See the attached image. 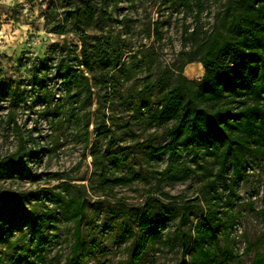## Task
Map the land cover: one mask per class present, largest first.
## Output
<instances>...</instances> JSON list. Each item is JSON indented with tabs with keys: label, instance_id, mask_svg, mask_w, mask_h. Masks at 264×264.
Instances as JSON below:
<instances>
[{
	"label": "rangeland",
	"instance_id": "rangeland-1",
	"mask_svg": "<svg viewBox=\"0 0 264 264\" xmlns=\"http://www.w3.org/2000/svg\"><path fill=\"white\" fill-rule=\"evenodd\" d=\"M55 1L0 0V85L24 96L25 101L22 97L12 107L19 123L33 129L42 150L41 160L23 162V179H0V194L39 192L38 199L26 201L28 206L37 204L45 217L37 235L23 225L1 244L0 264H192L202 244L195 227L209 211L215 229L204 248L210 258L223 262L231 255L235 258L222 264H250L256 252H264L263 160L249 156L234 184L230 165L213 184L216 171L210 173L213 162L204 154L196 160L189 149H182L172 160L167 154L151 156L148 144L164 142L167 135L163 127L147 130L140 121L159 106L158 85L164 75H175L183 65L188 79L203 78L198 45L220 26L226 0H203L199 17L181 0H119L117 6L92 0L96 20L63 35L49 32L46 25L45 15L54 13L50 9ZM194 30L196 41L189 37ZM84 48L96 79L86 72ZM74 50L79 63L73 61ZM119 56L124 70H109L106 60ZM43 58H48V84L54 93L48 109L38 98L34 76ZM62 60L83 70L78 71L81 78L90 77L92 99L81 109H74L77 88L66 94L57 69ZM148 81L155 82L151 107L140 110L134 105ZM9 104L0 98V160L17 145L7 130ZM76 110L83 115L79 123ZM104 124L106 134L95 130ZM169 164L174 175L166 177ZM115 174L124 181H107L106 175ZM58 193L85 203L76 256L74 230ZM148 198L156 203L157 217L151 229L142 230L140 217ZM142 237L149 243L137 259L132 252L140 248Z\"/></svg>",
	"mask_w": 264,
	"mask_h": 264
},
{
	"label": "trees",
	"instance_id": "trees-1",
	"mask_svg": "<svg viewBox=\"0 0 264 264\" xmlns=\"http://www.w3.org/2000/svg\"><path fill=\"white\" fill-rule=\"evenodd\" d=\"M113 1L117 6L119 0ZM135 1V0H132ZM183 7L195 13L199 17L202 13L201 2L203 0H181ZM224 14L218 29L206 36L198 45L199 59L205 68V74L201 80H190L183 74L184 66L178 68L175 75H164V80L159 86V106L150 114L140 118L145 129L153 126L163 127L167 140L154 145L148 144L147 150L151 156L157 157L167 154L172 160L182 149H189L196 160L198 155L213 162L210 173L216 171L210 183L217 180L229 170L232 165V184L241 175L243 164L251 155L257 156L264 162V0H226ZM52 15L46 14L48 31L56 34H66L70 31L81 30L89 27L96 20L97 11L92 0H56L50 9ZM61 10V11H60ZM55 18L57 22L51 24ZM187 32V28H185ZM157 33L161 32L157 29ZM197 31L189 34L194 41L198 40ZM82 32V39L85 44ZM73 61L80 62V56L76 50L72 52ZM86 72L96 79L93 65L89 61L85 48L82 53ZM107 58H102V60ZM48 58L39 60L34 69L35 81L38 83L40 95L38 98L42 104L50 107L54 93L49 87ZM110 69L123 71L125 66L121 63V56L108 59ZM58 71L66 85V94L77 88L73 101L74 109H81L87 100L92 99L90 77L80 68L74 69L68 60H62ZM108 73L105 74V82L108 84ZM154 81L145 83L142 97L135 103V107L143 110L150 108V97L153 95ZM86 93L82 98L81 94ZM22 96L18 89L6 84L0 85V98L9 101L7 113V130L12 133L17 141L14 150L9 151L0 160V179H23L25 177L24 161L30 158L41 160V146L36 143L33 129L27 128L17 120L15 106ZM57 108L63 107L57 104ZM75 121L81 122L83 115L74 111ZM89 125V120L85 121ZM96 131L106 134L109 129L106 124L96 126ZM166 177L174 175L173 166L169 164L164 172ZM107 177V181L121 183L122 177L117 174ZM40 193L18 195L9 192L0 194V246L15 231L29 225L33 234L37 235L42 230L41 211L37 204L27 205L26 199L34 197L38 199ZM59 203L66 221L72 225V236L75 240L73 253L76 256L80 243L82 223L85 217V203L79 197L70 194L66 196L58 193ZM167 198H171L167 196ZM38 203V202H36ZM156 203L151 198L146 200L140 217L142 230H149L156 220ZM196 231L202 244L199 253L193 257L192 264H222L234 256L228 255L223 262H216L210 258L208 250L204 248V242L211 237L215 222L211 218L210 211L202 214L196 225ZM140 248L132 252L137 259L141 257L149 243L148 239L141 238ZM250 264H264V252H256Z\"/></svg>",
	"mask_w": 264,
	"mask_h": 264
}]
</instances>
